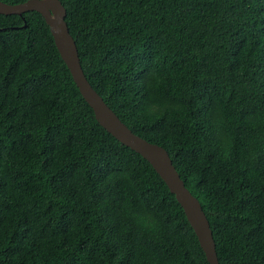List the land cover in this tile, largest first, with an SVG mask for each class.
I'll use <instances>...</instances> for the list:
<instances>
[{
	"label": "trees",
	"instance_id": "trees-1",
	"mask_svg": "<svg viewBox=\"0 0 264 264\" xmlns=\"http://www.w3.org/2000/svg\"><path fill=\"white\" fill-rule=\"evenodd\" d=\"M62 2L87 80L168 151L219 264H264V0ZM0 264H209L165 182L97 122L36 11L0 14Z\"/></svg>",
	"mask_w": 264,
	"mask_h": 264
},
{
	"label": "water",
	"instance_id": "water-1",
	"mask_svg": "<svg viewBox=\"0 0 264 264\" xmlns=\"http://www.w3.org/2000/svg\"><path fill=\"white\" fill-rule=\"evenodd\" d=\"M66 9L62 0H27L16 4L0 0V14L20 15L27 11H36L43 17L61 58L67 65L82 97L92 108L97 122L121 144L149 162L181 205L209 264H219L209 220L197 197L185 186L168 151L161 145L132 132L87 80L81 66L75 39L65 19Z\"/></svg>",
	"mask_w": 264,
	"mask_h": 264
}]
</instances>
